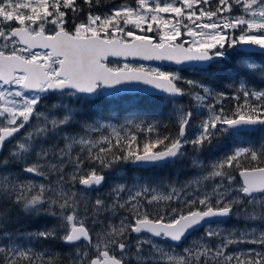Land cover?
<instances>
[{
  "label": "snow or ice",
  "instance_id": "1",
  "mask_svg": "<svg viewBox=\"0 0 264 264\" xmlns=\"http://www.w3.org/2000/svg\"><path fill=\"white\" fill-rule=\"evenodd\" d=\"M101 3L0 0V264L64 259L37 247L39 240L72 245L66 264H264V143L234 147L179 187L137 181L114 187L108 202L97 197L89 208L82 201L115 163L164 166L183 157L187 145L200 150L222 135L264 130V89L241 79L228 112L226 93L185 75L226 60L230 49L264 54V0H133L94 12ZM241 68L242 75L264 79V64ZM134 85L149 86L173 106L175 135L144 129L138 117L121 128L134 124L148 135L121 134L113 123L119 111L107 121L93 111ZM183 96L207 113L195 134L189 133L193 111L177 100ZM49 98L61 100L52 106L61 112L42 107ZM209 180L211 191L204 187ZM158 201L167 207L153 215L148 206ZM19 211L56 222L36 232L9 230L10 213ZM233 216L245 226L224 232L219 225ZM86 220L101 227L89 228ZM200 227L206 229L201 241L184 247Z\"/></svg>",
  "mask_w": 264,
  "mask_h": 264
},
{
  "label": "trees",
  "instance_id": "2",
  "mask_svg": "<svg viewBox=\"0 0 264 264\" xmlns=\"http://www.w3.org/2000/svg\"><path fill=\"white\" fill-rule=\"evenodd\" d=\"M132 4L133 0H102L99 8H94V12L103 13L113 5L119 4ZM87 10V6H85ZM244 62L264 64V54L258 52H246L240 49L228 51V57L223 61H215L210 64L204 71L187 72L185 75L189 79H197L205 82L209 87H212L217 92H223L227 94L228 98L223 99V107L225 111H232L235 109L236 101L231 99L236 93V89L239 87V81L245 80L249 87L254 89H264V79L259 76H246L242 75L243 69L241 64ZM187 88V85H182ZM199 91V89H196ZM177 100L185 108H190L193 111V117L190 122L189 133L195 134L202 122V113L198 107H193L196 103L189 96L178 97ZM242 103V101H241ZM80 108L81 106L75 105ZM215 107L219 109L220 104H216ZM173 106L167 104L161 99V96L157 95H142V94H126L120 95L111 101L105 99L99 102V106L93 111L99 113L100 117H103L105 121L109 118L113 110L119 111V119L117 122H123L133 117H138L135 123H140L141 119L145 123L141 126L146 129L148 125H153L160 134L175 135L177 131V125L175 117L172 115ZM132 133H136L141 137H145L148 134L146 131H142L141 128L130 125ZM155 132L152 134L155 136ZM241 138V140L239 139ZM264 143V130H254L242 132L239 137H233L230 135H222L213 139L210 146H206L203 149L195 150L192 145H187L184 148L185 155L181 158L176 159L174 162H169L164 166H153L147 169H141L132 167L131 163L118 162L112 165L111 168L103 169L105 176V182L103 187L98 191H86L87 195L82 197L83 202H87V206L91 208V202L97 197L103 198L106 202L109 201L110 195H107L108 190H111L110 178L126 186H132L137 181H149L153 185H159L161 188L164 185L175 184L178 187L185 184L186 182L194 179L198 175L206 174L210 171V165L223 158L226 153H229L236 146H246L248 144L259 145ZM3 155H7L4 153ZM194 160L201 162L202 166H195ZM9 167L15 168L16 165H9ZM114 174L112 175V173ZM119 171V173L116 172ZM116 175V176H115ZM39 177L33 179L39 180ZM209 181H205L208 184ZM112 191L110 192V194ZM85 203L81 204V214H83V208ZM167 204L163 201L153 202L148 206V211L155 215L158 210H164ZM235 211V209H234ZM120 215H128L127 212L120 210ZM11 219L7 222V228L9 230L19 232H36L43 230L44 228H52L56 222V218L46 215H24L22 211L11 212ZM104 215H111V213H105ZM236 220L231 218L229 222L223 224L226 228L242 229L245 226L243 220ZM89 228H96L97 230L101 225H92L86 220ZM106 223V222H105ZM203 232L197 231L189 236L187 241L184 243V247L192 245L190 241L196 242L201 241V234ZM39 248H50L55 252L59 253L60 257L64 258L57 261V264H66V258L72 254L73 246L66 245L60 240H39L34 241ZM248 248L254 247L248 245ZM179 250V248H178Z\"/></svg>",
  "mask_w": 264,
  "mask_h": 264
},
{
  "label": "rangeland",
  "instance_id": "3",
  "mask_svg": "<svg viewBox=\"0 0 264 264\" xmlns=\"http://www.w3.org/2000/svg\"><path fill=\"white\" fill-rule=\"evenodd\" d=\"M135 64H140V63H135ZM146 65H149V64H146ZM149 66H156V65H149ZM162 67V66H161ZM169 70H171V69H169ZM58 105H60V104H58ZM57 108H59V107H57ZM199 108V111L202 113V119H205L206 118V116H207V113H206V110L205 109H203V108H200V107H198ZM61 109V108H60ZM52 112H53V110H51ZM62 111V110H61ZM57 113H59V112H57ZM124 122L125 121H123V122H117V121H113V123H114V125H115V127H116V129H117V131H119V132H121V134H124V133H126V132H131L132 133V130H131V128H130V125L129 126H127V127H125V128H121V125L122 124H124ZM201 124V123H200ZM199 127H200V125H199ZM199 131V128H198V130H197V132ZM111 132V129H107L105 132H104V134L105 135H107V134H109ZM240 140H241V138H239ZM131 166H132V163H131ZM133 167V166H132ZM110 172H111V170H109ZM112 173V172H111ZM117 173H119V171H117L116 172V175H117ZM112 175H114L113 173H112ZM115 175V176H116ZM202 175V174H201ZM39 180H40V178H38ZM38 180V181H39ZM37 181V180H36ZM109 182L112 184L111 185V190H108V193H107V195H110V192L113 190V188L114 187H116V186H118V185H121V184H119V182H117V181H115V180H112L111 178H110V180H109ZM214 184V181H212V180H210V182L208 183V184H205L204 183V187H206L209 191H211V188H212V185ZM128 187H131V186H128ZM231 218H234L235 220H236V222H235V225L237 224V220H242V219H238L237 217H235V216H233V217H231ZM219 227L224 231V232H227L228 230H230V229H236V228H226V227H224L223 226V224H221V225H219ZM242 227H244V226H242ZM204 230V232L201 234V236L202 237H204V233H205V231H206V229H203ZM236 230H239V229H236ZM218 241V238L216 239V240H214L213 242H217ZM192 244H193V241H190ZM161 243V242H160ZM190 246V245H189ZM252 246H254V247H256L255 245H252ZM232 247H237L236 245H233ZM239 248H248L249 246L247 245V244H240L239 246H238ZM231 250V249H230ZM177 252H179V251H181V249H177L176 250Z\"/></svg>",
  "mask_w": 264,
  "mask_h": 264
},
{
  "label": "water",
  "instance_id": "4",
  "mask_svg": "<svg viewBox=\"0 0 264 264\" xmlns=\"http://www.w3.org/2000/svg\"><path fill=\"white\" fill-rule=\"evenodd\" d=\"M242 51H246V52H258L255 49H240ZM260 53V52H258ZM215 62V61H213ZM131 63H143V64H149V65H156V66H162L165 67L167 69H172L175 67V65H169L166 62L162 63L159 61H139V60H133L131 61ZM212 63V62H211ZM126 94H142V95H157V96H161V94L156 93L153 89H151L149 86H144V85H134V86H130V89L128 91H124L122 92L120 95H126ZM178 98V97H177ZM133 167H137V168H141V169H147L153 166H149V167H141L138 165H134L132 164ZM104 183L96 189H85L86 191H98L103 187ZM231 217L226 218L224 222L229 221ZM203 227H200L199 229L195 230V231H199L201 230ZM195 231H193L192 233H194ZM191 233V234H192ZM190 236V235H189ZM188 236V237H189ZM155 239V238H153Z\"/></svg>",
  "mask_w": 264,
  "mask_h": 264
},
{
  "label": "flooded vegetation",
  "instance_id": "5",
  "mask_svg": "<svg viewBox=\"0 0 264 264\" xmlns=\"http://www.w3.org/2000/svg\"><path fill=\"white\" fill-rule=\"evenodd\" d=\"M58 104H61V100L59 99V98H49L48 100H45L44 102H43V105H42V107L45 109V110H53V112H61V110L62 109H60V108H53L52 106L53 105H58ZM74 107H75V105H74ZM254 131V130H253ZM230 221V220H229ZM229 221H226V222H223L222 224H226L227 222H229ZM203 229H205L204 227L201 229V231L202 232H204V230ZM195 232H197V231H195ZM193 234V233H192ZM161 243H163V241H161Z\"/></svg>",
  "mask_w": 264,
  "mask_h": 264
}]
</instances>
